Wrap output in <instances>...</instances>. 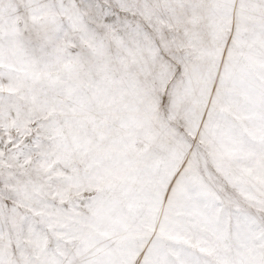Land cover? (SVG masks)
Wrapping results in <instances>:
<instances>
[{
    "label": "snow or ice",
    "instance_id": "6c2138e0",
    "mask_svg": "<svg viewBox=\"0 0 264 264\" xmlns=\"http://www.w3.org/2000/svg\"><path fill=\"white\" fill-rule=\"evenodd\" d=\"M0 264H264V0H0Z\"/></svg>",
    "mask_w": 264,
    "mask_h": 264
}]
</instances>
